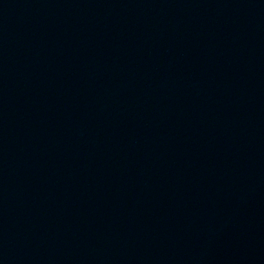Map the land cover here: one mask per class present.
Returning a JSON list of instances; mask_svg holds the SVG:
<instances>
[{"label":"water","instance_id":"water-1","mask_svg":"<svg viewBox=\"0 0 264 264\" xmlns=\"http://www.w3.org/2000/svg\"><path fill=\"white\" fill-rule=\"evenodd\" d=\"M0 264H264V0H0Z\"/></svg>","mask_w":264,"mask_h":264}]
</instances>
